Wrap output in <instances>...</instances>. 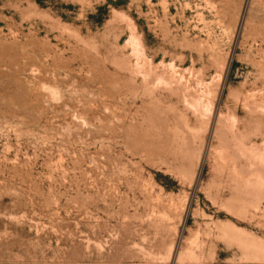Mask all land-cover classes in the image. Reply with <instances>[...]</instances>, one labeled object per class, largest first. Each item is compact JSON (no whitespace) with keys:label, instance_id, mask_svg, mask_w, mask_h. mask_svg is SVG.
Here are the masks:
<instances>
[{"label":"rangeland","instance_id":"374dc122","mask_svg":"<svg viewBox=\"0 0 264 264\" xmlns=\"http://www.w3.org/2000/svg\"><path fill=\"white\" fill-rule=\"evenodd\" d=\"M0 264H264V0H0Z\"/></svg>","mask_w":264,"mask_h":264}]
</instances>
